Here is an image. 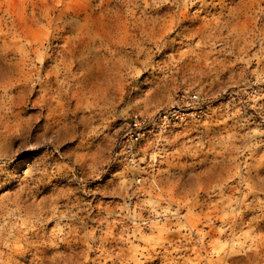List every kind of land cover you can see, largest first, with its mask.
I'll use <instances>...</instances> for the list:
<instances>
[{
    "label": "rangeland",
    "instance_id": "obj_1",
    "mask_svg": "<svg viewBox=\"0 0 264 264\" xmlns=\"http://www.w3.org/2000/svg\"><path fill=\"white\" fill-rule=\"evenodd\" d=\"M0 264H264V0H0Z\"/></svg>",
    "mask_w": 264,
    "mask_h": 264
},
{
    "label": "built area",
    "instance_id": "obj_2",
    "mask_svg": "<svg viewBox=\"0 0 264 264\" xmlns=\"http://www.w3.org/2000/svg\"><path fill=\"white\" fill-rule=\"evenodd\" d=\"M205 97L202 96L199 92H191L187 94H182L180 97V102L176 105H173L172 108L166 113L165 117H181L186 118L187 116L194 114L193 110L196 105H199L205 101ZM153 119L147 116H138L134 115L130 118L128 122V130L126 132L127 144L131 146L134 143H137L142 140L146 134L148 128L150 127Z\"/></svg>",
    "mask_w": 264,
    "mask_h": 264
}]
</instances>
